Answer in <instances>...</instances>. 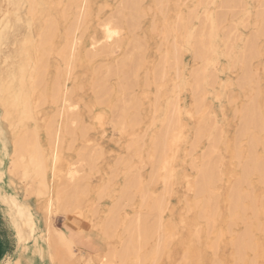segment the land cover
Wrapping results in <instances>:
<instances>
[{
    "label": "rangeland",
    "instance_id": "rangeland-1",
    "mask_svg": "<svg viewBox=\"0 0 264 264\" xmlns=\"http://www.w3.org/2000/svg\"><path fill=\"white\" fill-rule=\"evenodd\" d=\"M100 1H101V3H100ZM108 1H111V2H108ZM141 1L144 2V3H142V5L140 3L141 9L139 8V10H137V13H136V11H134L135 12L134 14H137V16H139L140 18H144L142 20L139 17H137V18H139L137 20V22L141 21V24L137 23L136 25L139 24L141 26L140 27L137 26L139 28H136V25L134 26L135 28H131L133 26L129 27L126 20L129 19V18H127V15L130 13H129V10H125L122 13L123 19H125V20H123L122 26H121L122 27L121 28V37L122 38H120L118 41V43L121 46L118 43H115L113 46H111L112 48L115 46L119 50L115 47H114V49H111V47L110 48L106 47V49L102 50V53L96 55L93 59L90 60V62L88 61L87 57L85 60V56L87 55L88 51L92 50V48H91L92 44H93L92 42H95V41L102 38V35H103L102 34V32H103L102 31L103 30L102 24L110 21L113 18L112 15L114 13L116 14V12L120 11L119 9H121V8H119L117 6H119V4H121V6H122V0H117V1L116 0H88V2L90 4L88 12H87L88 20L85 19V22H84L85 24L83 25V27L81 26L82 28L80 29V31H78L76 33V37L80 38V41L78 42V44L79 43L80 44L77 47V52L75 53V56L71 58L70 65L66 61H65V63H63L64 60L61 61V58L58 55L60 50H62V48L64 47V43H63L64 42V28L66 27L67 21H65V20L63 21V19H61L60 24L58 26L59 29L57 28L56 31H54V32H56L55 34L53 32L52 35H49L50 36L49 39L52 38V40L49 41V44L46 43V44L40 45L41 42L39 43V41H38L40 39L39 38L40 30H34L35 32L34 31L33 32H29V31H22L21 32L22 34L23 33L25 34V32H26V34H25V35H27L26 38H28V39L31 38V40H33V43H32L33 46H34V44H38V45H35V46H37L38 50L34 51L35 48L32 49L35 53L32 50L30 51L31 56L33 57L34 64L32 63V67L29 69V71L32 72L33 68H35V70L36 69L38 70L37 73L39 74V77L37 76L36 81L38 83L37 82L36 83L38 85L40 84L39 85L40 87H36L38 85H35L34 90H33L35 93L32 97V100H33L32 101V109H33L34 120H30V122H27L25 128H27L29 130L36 128L35 130L37 132L36 134H37L38 142H39L38 145L42 149H47L49 146V145H47V143L49 140L48 136H49L50 127L52 129H56L58 125H61V128H62L61 139H62V141H60L61 144L59 145V166L62 165L61 167L63 168V170L61 172H58L59 178L57 177V179H56L57 180L56 186L58 185L61 188L63 183L67 182V177H66L67 176L66 175L67 170H69V169L75 170V168H76V171L78 169L80 170V171L79 170L77 171L79 173V175H78V182L76 183V185L77 186L81 185L78 187V189L76 191H73L69 194L62 192L63 195L61 194V202L63 204H65L66 206H68L67 210H69V213H67V211H63L62 209H60V206L57 203H54L53 208H52V212H50L51 213L50 214L46 208L48 206V196H41V195L32 194V198H31L32 201L31 202H32V204H35L36 209H38L39 213L41 215H43L45 220L49 221L51 219L50 222L55 228H57L59 230V229H62L64 226H67L69 229H71L74 232L71 239L73 241V244L75 245V256L70 261V264H107L109 262H110L109 264H120V263H118L119 261H118L117 257L114 258V260H113V258L112 259L108 258L109 252L122 250L123 244H124L123 241L126 242L127 239L130 237L129 232L127 233L126 229L131 225L132 222H135L136 216L138 219L139 216L149 214L152 211L151 206H153V204H154L153 202H155L154 200L160 196H161L160 198L163 197V201L165 202L163 204V207H162V209H164V212H162V216H161L162 217V223H160L162 226H160V228H159L160 230L158 229V230L154 231V235L152 236V239H151L152 241L150 240L146 244L147 247H146V245H143L142 248L140 246V249H139L140 253L138 254V256L134 255V256H128L127 257L128 264L129 263H131V264H133V263L134 264H138V263H140V264L141 263L142 264H153V263L154 264H213V263L214 264L215 263L216 264H220V263L221 264H264V255H263V251H262L263 247H260L259 252L245 253V256L242 260L240 258H238L239 257L238 255H236L237 250L236 251L234 250V249H236L235 244H234V239L237 238V236H239L243 232L244 223H243V219L240 218L241 217V215H240L241 211L239 210V211H237V212L235 211L233 213L232 209H231V204L229 203L230 201H228V196L230 195V191H232V186L234 184H237V182H239V180L242 176V174H241L242 173V165H241L242 160L247 159L249 156V152H248V150H249L248 145L249 144L248 143H250L249 142L250 140H248V137H250V136L247 135V136H243V137L242 136L238 137L239 135L237 136L236 134H237V130H239V126H240L239 121H240V118L242 116L241 110L244 109L245 107L249 106L250 103H252V102H255L256 104H258L259 109L261 110V113H260L261 121H260L259 125L260 126L262 125V127H261V129L260 128L251 129V137L253 139L255 138V140H257V141H254V142H257V143H255V145H256V147H255L256 151L255 152L257 153L256 156L258 158H260L261 160L263 159V162H264V151H262V150H264V147H263L264 146V144H263V142H264V127H263L264 126V114H263V110H264V72H263L264 71V41H263L264 35L260 34V32H258L259 26L262 24L261 22H262V19L264 18V16H263L264 10L262 11V14H260L258 11L262 10L261 9V8H263L262 5H264V2H262V1H264V0H258V2H257V0H256V2H255V0H249V1L248 0H239L240 1V2L238 1L239 3H237V4L234 3L235 7H234V4H232L231 6L229 5L232 8L234 7L233 9H235L236 6L238 5V7L235 10H233L229 6L226 7L224 5L225 3H221V0H214V1L213 0H180V2L178 0H170L168 5L166 3L167 0H164V2H163L164 6L162 9H160L162 12L159 10V1L158 0L157 1H155V0H141ZM242 1H244V2H242ZM51 2L55 3L54 5L56 7L54 6V8H56V9L53 8V10L58 12L59 13L58 16H60V15H62V12L64 10L63 8H66V6H68V4L70 2H73V0H56V1L53 0ZM58 2L59 3L62 2V3L58 4L59 6L62 5L60 8L57 5ZM177 2H179V3H177ZM201 2H204V3H202V5L200 6ZM222 2H224V0ZM243 3H244V5H243ZM177 4H178V7H177ZM222 4L224 5V8H223ZM157 6H158V10H157ZM199 6H200V8H199ZM251 6H253V7H251ZM228 7L230 9V12L228 10H226V11L224 10L225 8H228ZM239 7H240V9H239ZM6 8H8V2H6V1L3 3L0 2V10L3 11V9H6ZM99 8H100V10H98ZM103 8H105V9L103 10ZM196 8H197V11L195 10ZM242 8H244V11L241 10ZM204 9H205V11H204ZM221 9L224 10V11H221L222 14L219 11ZM238 9L240 10L239 12L237 11ZM188 10H189V12H188ZM214 10H216L215 14H214ZM2 11H0V19H1ZM159 11L161 13H159ZM192 11L195 12V18H193L194 21L189 19L190 17H192L190 15V14H192ZM206 11L212 13V15L214 14L215 16L219 12L220 16L224 15L227 17V19H225V21H224V19H222L223 20L222 23L224 25L222 26V24H220L221 28L219 27L220 25L218 26V29L219 28L220 29L217 30V33L220 37L219 42L220 43L222 42L224 49H225V45H226L227 47L229 46L228 48H230L231 51L227 52L228 53L227 55H221V57L219 58V66H217V68H216V71H218L217 72L218 81H217L216 85L213 86L214 88L208 87V89L206 90V92H205L206 98L204 99V108L201 109V111L200 110L198 111L196 108L197 105H196V101H195V95H193L194 91L192 90L191 84L184 86L182 88L181 94H179V97H178L179 98L178 99L179 104L181 106V116H180V123L181 124H179L180 125L179 127L174 128V130H173L174 132H172L173 136H175V137L174 138L170 137L171 139L169 138L167 141V143L174 142V146H173V144H171V146H173V152H169L168 156H172V153L175 152L176 157H175V159L167 160V165H166L165 159L161 160L158 158L156 160V158H155L156 156L154 155L152 150H150L149 147L151 145L152 138L155 137L157 134H159V132H160L159 130L162 128V125L164 122V117H165L163 108H164L166 102L168 101L169 98L174 99L173 86H174V81L177 80V76H178V74L176 72H180L181 75H183V78L185 79V81L188 82V80H190V76H191L192 72L195 69L197 70L200 67L201 62L200 61L198 62L197 59L194 58V54L191 51L192 50L191 46H193V44L195 43V40L191 43L192 44L191 46L187 47L188 50L183 51V53H182L183 65L179 71L176 70L175 67L171 66L170 67L171 72L168 71L167 77L165 79L163 78L162 80L159 79V80H161V82L158 80L156 83H154L155 78H153L154 74H152V73L155 72L156 68H158V66H159L158 64H160L159 61H161L160 60L161 57H163L165 50H167L168 47L170 46V44L172 43L173 35L177 34V33H173L174 32L173 28H174V26H176L177 21H179V19H183L185 21L190 22V20H191V23H192L191 29L197 30V29L201 28L200 23H201L202 19L204 18V16L206 17V15H205ZM236 11H237V13H240V15L238 14V17H237ZM103 12H105V14ZM231 12H235V14L231 13ZM254 12L259 13V14L258 15L256 13L254 14ZM154 14L156 16H154ZM219 14L217 16H219ZM226 14H228V15H226ZM232 14H234L233 17L235 16L237 18L236 19H235V17L233 18ZM95 15L96 16L100 15V16L97 17V19H96ZM186 15H187V17H186ZM259 15L260 16L262 15L263 17H261V19H260L259 17H257ZM255 16H256V20H255ZM128 17H130V16H128ZM163 17H165V18H163ZM243 18H244L245 22L242 21ZM46 19H47V17H43L40 25L44 26V24H46V22H47ZM153 19H154V22H153ZM260 20H261V22H260ZM87 21H88V23H86ZM163 21H164V23H163ZM165 21H167L166 30H164L165 27H163V25L165 24ZM199 21H200V23H199ZM241 22H243L245 24H243ZM157 23H158V25H157ZM240 23L242 26L240 25ZM199 24H200V27H198ZM155 25H157V26H155ZM231 26H233V27H231ZM162 27H163V29H162ZM240 27H241V29H240ZM245 27H247V28H245ZM229 28H231V29L235 28L234 32H236V33L230 32V30H228ZM127 29H129V30H127ZM134 29L137 32L136 31L134 33L132 32L133 34L130 35L129 34L130 30L134 31ZM137 29L138 30L140 29V30L138 31ZM222 29H223V31H221ZM239 29H240V31H239ZM247 29H248V31H247ZM38 31H39V33H38ZM199 31H200V29H199ZM59 32H60V34H59ZM82 32H84V33H82ZM164 32L166 33V35ZM228 32H230V33H228ZM153 33H156V35H154ZM224 34H226L225 35L226 37L224 36ZM237 34L239 37L237 36ZM255 34L257 36L256 39L258 40V41L256 40V42H258V43L255 42L256 47L254 46L253 50L254 49H256V50L252 51L251 54L245 53V55H244L243 45H245V43L247 42V39L249 40V38L252 37L251 35H255ZM133 35H134V37L136 36L135 39H134V37L133 38L131 37ZM169 35H170V37H167ZM200 35H201V33L199 32V34H197V36H198L197 39L200 37ZM233 35L235 36V38ZM195 36H196V33H195ZM223 36L225 39L223 38ZM14 37H19V36H18V34H16V35H14ZM226 38L228 40H226ZM131 39L134 41H132ZM137 39L139 40V42L137 41ZM165 39L167 42L165 41ZM91 40H92V42H89ZM135 40L138 42L139 45L137 44V42H135ZM236 40H238V41H236ZM143 41H144L143 44L144 45L146 44V46H144L142 44ZM127 42H129V44H127ZM224 42H225V44H223ZM230 43H231V45H228ZM234 43H236V44H234ZM9 45H11V44H9ZM42 45H45L47 47L44 46L45 47L44 48ZM48 45H49V47H48ZM50 46H52V47H50ZM139 46H141V47L143 46L145 48L142 49ZM120 47L122 48L121 50H120ZM130 47L132 48V51L134 52V54H133V52L129 53V50L131 51ZM47 48H51L48 51L49 53H47ZM158 48H159V51H158ZM8 49L10 50L11 46H9V47L0 46V50H1L0 54H1L2 50H3L2 53L5 52L4 54H1L2 57H0V64H1L0 65L1 66L0 67V74H1V72H3V70H5V67H4L5 65H6V68L9 67V65H11L12 60L9 61V59H7V57H6L11 53ZM109 49H110V53H109ZM125 49H126V53H124ZM144 49L146 50V55H145ZM116 50H118V51H116ZM136 50H137V52H136ZM127 51L129 54L127 53ZM255 51H257L258 53L257 52L253 53ZM39 52L40 53L42 52L41 54H43V52H45L44 57H43V61H41V62L39 61V57H38L39 55H37V53H39ZM51 52H52V54H51ZM85 52H86V54H84ZM141 52L143 54H141ZM158 52L160 55L158 54ZM230 52H232V53H230ZM108 54L109 55L113 54V56L110 55L111 57H109ZM124 54H127V55L125 56ZM104 55H106V56H104ZM122 55L125 58H128V57L130 58V57H133L134 55L135 56H139V55L142 56V62L143 63L141 62L142 65L140 64L134 70V73L128 72L127 66H126V68L123 69V72L127 71L128 74H130V75H128L129 81L128 80L127 81H128V84L131 85L129 88V90L131 89V91H129L125 87L127 82H124L122 85H120V80H122V78H123L122 74L119 73L120 75L117 74L118 76L117 75L113 76V75L109 74V72H108V69L110 68V66H114V65L116 66V63H115L116 60L119 61L121 58L123 59ZM158 55H159V58H158ZM240 55H242V56H240ZM246 55H247L246 63H247V60H249L248 65L250 63V66L247 65V68L249 67V69H250V70L248 69V72L252 71L251 72L252 75L250 73H248V75H251V78L249 76H247L244 79L243 78V76H244L243 71H245V66H246V65H244ZM143 56L145 58H143ZM252 56H254L255 59ZM5 57L7 59V64L6 63L3 64V60ZM242 57H243V60H241ZM82 59H84V60H82ZM240 60H241V63L239 64ZM35 61H36V63H35ZM46 61H47V63H46ZM118 61H117V63H118ZM38 62L40 64L39 65L40 68L37 67ZM89 63H90V65H89ZM41 64H43L45 69L43 68V66ZM45 64L48 66H46ZM99 65H101V66H99ZM64 66L67 68H65ZM89 67H91V68H89ZM97 67L98 68L100 67L101 73H103V74L106 71V73L104 75H102V79L104 81V84L107 86V88L108 87L111 88L110 90L108 89L104 93V96L102 97L103 98L102 105L96 104V99L93 96L94 95V90H93V88H94L93 84L94 83L93 82H94V79L98 78V75H96L94 73V71L98 69ZM141 67H142V69H141ZM235 67H236V69H235ZM138 68L141 71H139ZM43 69H44V71H43ZM100 69H98V70H100ZM233 69H234V71H233ZM240 69H242V70H240ZM71 70H72V72H71ZM119 72H122V69H120ZM242 72H243V75H242ZM138 73H139V75H138ZM94 74L96 75L97 78L95 77ZM175 74H177V76ZM106 75H107V77H106ZM145 75L146 76L148 75L147 77H150V81H151V87H150V89H147V90H143L142 87L138 86L141 83V81L145 80L144 77L147 78ZM60 76H62V77H60ZM100 76H101V74H100ZM67 77H69V81L67 82V86H68L69 90L71 91V95H72L69 97V99L67 98V100H69V102H70V105H71L72 110H73L72 114L74 115L73 117H75V118H73V120H74L73 122L70 121L67 117H64V116L60 117L59 116V112L63 106L64 100H60L59 102L55 101L56 102L55 103L54 100L52 99V94H53L52 88H54V84L57 83L56 81L60 80L59 82L65 83V81L67 80L66 79ZM117 77H119V78H117ZM137 77H139V79ZM75 78H76V80H75ZM1 79L2 78H0V81H1ZM108 79H110L109 80L110 82H108ZM241 79H242V81H241ZM257 79H258V82H257ZM248 80H250L251 82ZM254 81H256L257 84ZM248 82H250V84ZM240 84H241V86L243 85L244 87L241 88ZM245 84H246V86H245ZM133 86H134V88L136 87L137 89H134ZM156 87H158V88H156ZM36 88L38 91L36 90ZM71 88L73 91L71 90ZM120 88H122V89L120 90ZM124 88H125V92H127V90H128L129 95H128V92L127 93L124 92ZM212 88H213V90H212ZM258 88H259V90H258ZM44 89H46L45 92H44ZM76 89H77V91H76ZM132 89L135 91H132ZM117 90L118 91L120 90V91L118 92ZM138 90H139V92H138ZM41 91L44 92L45 94L42 93ZM36 93H38V94L36 95ZM230 93H233V94L231 95ZM247 93H249L250 96ZM255 93L258 95H256ZM131 94H133L134 97L130 96ZM168 94H169V96H168ZM35 95L38 97H35ZM228 95H230L232 97V99ZM41 97L43 98V100H41L42 99ZM36 98L38 100H36ZM121 98L122 99L126 98V100L124 99L125 101H123ZM140 98H142V99H140ZM201 98H204V97L201 95ZM239 98H240V100H239ZM105 99H106V101H104ZM119 100H120V102H119ZM137 100H139L141 102V107H140V110L138 109V111L135 110L134 107H132L133 105L131 104L133 101H137ZM159 100H160V102H159ZM121 101H122V103H121ZM156 101H158L159 103ZM211 101H212V103H211ZM105 102H106V104H105ZM115 102H116V104H115ZM119 103H121V104L119 105ZM123 103H125V105H123ZM156 103H158L157 107H156V105H157ZM118 105H119V108H118ZM235 105H236V107H235ZM36 106H37V108H36ZM125 106H126V108L128 106H131V107H128V109H126ZM75 107H76V110L74 109ZM86 109H87V111H86ZM229 109H231V110H229ZM93 110H96V111H93ZM105 110H107V111H105ZM134 110H135V113H134ZM108 111H109V114H108ZM116 111H119L118 114H115ZM234 111H236V112L234 113ZM113 112H115V113H113ZM139 112H140V114H139ZM221 113H223V114H221ZM53 114H57V115L55 116ZM132 114H133V117H131ZM134 114L138 115V116H135ZM129 116L131 117V119ZM51 117H52V119H51ZM122 117H124V118L122 119ZM134 117H137V120L134 119ZM233 117H234V119H233ZM54 118H57V119L55 120ZM138 118H140V120H138ZM124 119H125V121H124ZM132 119L136 120L137 122L133 121V124H131ZM49 120H51L50 124H49ZM233 120H235V121H233ZM129 121H130V123H129ZM77 122H78V124H77ZM216 122H217V124H216ZM52 123L54 124L53 126L51 125ZM72 123L73 124L76 123V124L73 125ZM121 123H122V125H121ZM210 123H211V125H209ZM214 123L216 124V126ZM136 124L138 126H135ZM132 125H134V126H132ZM82 126L85 128L81 129ZM87 126H88V128H87ZM122 126L123 127L125 126V127L121 128ZM199 126H205V127L208 126V130H210L212 132H215L216 130L211 129V126L214 128L216 127V129H218V127H219L218 130L221 129L220 131L222 132L221 133L220 131H218L216 134L217 136H219L221 138L218 139L219 145L218 144H217L218 146L216 145V149L214 151V154H212L213 155L212 158H214V157L216 158V155L219 156L216 158V160H218V164H219L218 169L220 171L218 170L219 173H218V180L216 181L217 184L215 182L214 187H213V194L210 197L212 200L211 208L209 206L204 219H200L198 217V214H197V211H198L197 210V203H198V201H200L199 200L200 196L195 195L196 192L194 189V184L196 182L195 179H197V175H198L197 174L198 172H196L197 166H199V164L202 160L203 153H206V151H205L206 147H207V149L209 148L208 144H210V140H209V137L206 136L203 138V141H202V139L199 141L200 144L196 147V149L192 148V142H194V140H195L194 138H196L194 133H195V130ZM47 127H49V128H47ZM127 127H130V128H127ZM145 127H146V129H145ZM89 129H91V130L89 131ZM121 130H123V131H121ZM65 131H66V133H65ZM79 131H81V132H79ZM148 131H150V133ZM232 131H234V132H232ZM258 131H259V134H258ZM235 132H236V134H235ZM70 133H71V135H70ZM119 133H121L122 135ZM221 134L223 136H220ZM46 136H47V138H46ZM121 136H123V138ZM237 137L239 138V140L242 138L243 139L238 141V139H236ZM251 137L249 139H251ZM29 139L32 142L35 141L32 138H29ZM30 140H28V143L30 142ZM131 140L133 141V143L131 142ZM236 140H237V142H239L238 147L236 145L237 144ZM32 142L30 143V148L34 147V145H36V143H37V142H34V144H33ZM118 143H120V144H118ZM225 143H226V146H223V145H225ZM116 144H118V145H116ZM132 144H133V146H132ZM70 145L73 147H71ZM135 145H137L138 147ZM95 146H96V149H93V148H95ZM142 146H143V148H142ZM69 147H71L72 150ZM135 149H137V151ZM189 149L193 150V151H190ZM88 150H89V152H88ZM138 150H139V152H138ZM98 151H100V152H98ZM77 152H79L80 154H77ZM95 152H97V154ZM236 152H237L238 158H236ZM189 153L191 155L188 156ZM239 153L241 155H239ZM201 155H202V157H201ZM239 156H241V157H239ZM118 159H120L121 162H119ZM135 159H136V161H135ZM84 160H85L86 164H85ZM116 160H118L119 163ZM139 160H140V162H138ZM155 160L158 162V165H159V166H156V169H155L156 170V180H154V181L156 182L157 180H159L156 183L154 181H151V179L149 178L151 176H148L149 173H152V169L154 168V165L157 164V162ZM239 160H240V162H239ZM124 161H125V163H124ZM154 161H155V163H154ZM91 162H92L93 166H91ZM115 162H117L118 165L117 164L115 165ZM159 162H160V164H159ZM88 163H89V165H88ZM71 164H75V165H71ZM80 164L82 166V169H80L81 168ZM190 164H192V165H190ZM70 165H71V168H70ZM188 166L189 167L192 166L193 169L189 168ZM190 169L192 170V173H191ZM112 170L114 171V174H112V176H111L110 173H113ZM97 171L100 173H98ZM166 172H167V174H166ZM1 173H2L1 176H4V171H1ZM60 173H61V175H60ZM137 173H138V175H137ZM95 174H97V176H95ZM150 175H152V174H150ZM137 176L139 179L137 178ZM170 176H172V177L170 178ZM64 178H65V180H64ZM135 178H137L136 181L137 182L139 181V182L137 183L134 181L136 185L133 186L134 188H133V191L131 194V196L132 195L133 196L132 197L130 196L131 199H129L130 197L128 198L126 196H125V199H122L124 197L121 196V194H122L121 189H123V187L126 185L128 180L135 179ZM166 179H167V184H164V183H166ZM22 180H24V181H22ZM59 180H61V181L59 182ZM162 180H164V181H162ZM168 180H170V183ZM259 180H261L260 176H258L257 174L252 175L250 177V182L252 185L247 184V186H246L245 184L239 183L240 185L239 184H237V186L234 185L233 189L235 187H237V188L239 187V190L241 189V191H243V192H245V191L250 192L253 189L254 190L253 191L254 192L253 197H255L257 199V204H258L259 208L261 210H263L264 209V183L263 182L260 183ZM16 181H17V183L19 181L20 184L23 185V187H28L29 184L31 183L30 180L22 179V176L20 174H19V177L17 175ZM149 181L151 183H149ZM80 182H82V183H80ZM123 183H125V184H123ZM168 183H169V185H168ZM137 186H138V188H137ZM135 187L137 189H135ZM142 187H144V189H145V187H147L149 189L146 188L147 190L145 189V191L143 192L144 189ZM247 187H248V189H247ZM79 188H82V191L80 190L81 194H79L80 193ZM85 189H87V190H85ZM119 190H121V191H119ZM163 190H165V191H163ZM84 192H85V194H84ZM142 194L145 196H143ZM70 195H73V198ZM5 196L6 197H4L3 200L5 203H8L9 198L13 195L10 194L9 192H7L5 194ZM43 197H45V198H43ZM74 197L76 200L74 199ZM205 197L208 198V195H206ZM128 199L130 201H128ZM145 199H146V201L143 202V204H142V201H144ZM215 199L217 200L218 203L216 202ZM81 201H83V202L81 203ZM184 201H186L187 204ZM118 202H119V205L120 204L121 205H120L119 210H118L119 214H118V219L116 220V226L113 225L111 227H108V229H106L108 231V233H106L107 236L106 235L103 236L102 230L104 228V223L106 222V220L109 219V215H110L109 210H110V208L113 207V205L115 203L117 204ZM261 202H262V206H261ZM216 204H217V206H216ZM132 205H133V208H132ZM70 207H72V208L69 209ZM186 207H188V208H186ZM213 207L215 210L213 209ZM8 210H9V208L0 199V264H13V261L16 259L17 255L19 253L20 244H21V241L19 240L18 233H17V225L15 223L16 220L14 218L15 213L13 211L8 212ZM58 210H59V212H58ZM216 210L218 211L217 213L215 212ZM60 212H62V213H60ZM71 212H73L72 213L73 215L71 214ZM211 212H212V214H211ZM229 212H231L232 215ZM236 213H238L237 216H236ZM66 214H68V215L66 216ZM81 214H82V216H81ZM168 214H169V216H168ZM50 215H53V216L49 217ZM93 215H94V217H93ZM32 216H33V218L35 217L34 214ZM84 216H86V217H84ZM248 216H249V214H246V218H248ZM143 217H145V216H143ZM237 217H239V218H237ZM10 218L13 221H11ZM84 218H86V220ZM103 220H104V222H103ZM151 220L153 221V219H151ZM199 220H204V221H199ZM152 221H151V224L154 225V222H152ZM260 221L264 222V215H262V214L260 216ZM102 223H103V225H101ZM99 227H101V228H99ZM211 227H212V229H211ZM161 228H163V229H161ZM227 228H231V229H227ZM199 230H200V232H199ZM122 231H124V232H122ZM121 233H122V236H121ZM125 233H127V234H125ZM109 234H111L112 236H110ZM218 234L221 237L218 236V240H216ZM99 235L101 237L103 236V238H102L103 241L101 240V237L99 238ZM162 235L164 236L165 239H163V237H160ZM136 236L137 235L134 234V238H136V240H138V238ZM196 236H198V238ZM172 237H173V239H172ZM208 237H210V238L208 239ZM256 237L258 238V240L261 241V244L264 245V240H263L264 234H260V233L256 232ZM108 238H109V240H108ZM159 238H161L160 240L161 241L163 240V241L159 242L160 241L159 240L158 244H157V240ZM196 238H197V241H196ZM168 239L170 242H168ZM214 241H215V243H214ZM160 243H163V244H160ZM170 243H171V246H169ZM215 244H216V246H215ZM217 244H219V245H217ZM212 245H214L215 247L214 246L212 247ZM160 246H161V248L163 247L162 248L163 250H161ZM152 249H154V250H152ZM158 250L162 254L159 253V255H157ZM215 250L218 251V252H216V254H215ZM150 251L151 252L153 251V252L149 253ZM6 255H8L9 257L3 260L4 256H6ZM151 255H152V257H151ZM36 257L38 259V262L42 263V261L40 260V257H38V256H36ZM141 257L143 260H141ZM228 257H230V258H228ZM101 258H102V261H101ZM103 258L108 259L109 262L108 261L104 262ZM139 260H141V261L139 262ZM252 260H254L253 263H252ZM215 261H217V262H215ZM219 261H220V263H219Z\"/></svg>",
    "mask_w": 264,
    "mask_h": 264
},
{
    "label": "bare ground",
    "instance_id": "bare-ground-1",
    "mask_svg": "<svg viewBox=\"0 0 264 264\" xmlns=\"http://www.w3.org/2000/svg\"><path fill=\"white\" fill-rule=\"evenodd\" d=\"M8 2V8L6 9H3L0 10L2 11V14H1V19H0V46H5V47H9L11 46V49L9 50L11 53L6 56L7 59L12 60L11 61V65H9V67L6 68V65L4 66L5 67V70H3V72H1L0 74V78L1 81H0V199L1 201L4 202V197L5 194L7 192H9L10 194H12L13 196V199H9V202H11L12 204L16 203V204H20L18 200L16 199H20L24 204H26L25 206H28L32 213L35 215V218H37L35 220V218L33 219V217L27 213V222L25 225H23L21 219L19 220L18 216L16 217V222L20 223L21 226H23V230H24V235H25V238L24 240L21 242L20 244V250H19V253L16 257V259L13 261V264H70V261L73 259V257L75 256V245L73 244V241H72V235L74 234V232L69 229L67 226H64L62 229H57L55 228L52 224H51V219L48 221V220H45L43 215H41L38 211V209H36V206L35 204H32V194H35V195H41V196H48V206L46 207L48 212H52V208H53V205L54 203H57L59 206H60V209H62L63 211H67V213H69V210L68 209V206H66L65 204H63L61 202V194L62 192H65L66 194H69L73 191H76L78 189L79 186L76 185V183L78 182V175L79 173L76 171V168L75 170L73 169H69L67 170V182H64L62 187L60 188V186H56V182H57V177H58V172H61L63 170V168L61 167L62 165L59 166V145L61 144L60 141H62L61 139V135H62V128H61V125H58L56 129H52L50 127V130H49V140H48V143L47 145L48 148L47 149H42L38 144V137H37V132H36V128L32 129V130H29L26 127V123L27 122H30V120H34V115H33V109H32V97L33 95L35 94L34 93V87L35 85H38L37 83V76L39 77V74L37 73L38 70L35 68H33L32 72L29 71V69L32 67V63L34 64L33 62V57L31 56L30 54V51L32 49L35 50H38L37 46L35 45H38V44H34L33 46V40L28 39L26 38L27 35L26 32L25 34L21 33L22 31H29V32H33L34 30H40V33H39V43L40 45L41 44H46L48 43L49 44V41L52 40L49 39L50 36L49 35H52L54 31H56V29L58 28L59 24H60V21L61 19H63V21H67V24H66V27L64 28V47L62 48V50H60V52L58 53L59 57L61 58V61L64 60L63 63L68 62L69 65L71 63V58L75 56V53L77 52V47L79 46L78 42L80 41V38L76 37V33L78 31H80V29L83 27V25L85 24V19L88 20V15H87V12H88V9H89V2L88 0H73V2H70L68 4V6H66V8H63V12H62V15L58 16V12L54 11L53 8H54V2H51L53 0H0V2ZM56 1V0H55ZM117 1V0H116ZM141 0H122V6L121 4H119V9L120 11L116 12V14L113 16L112 15V19L110 21H108L107 23H104L102 24V38L95 41V42H92L89 41V42H92V50L88 51L87 52V55L85 56V60H86V57L88 59V61L90 62L91 59H93L96 55L102 53V50L106 49L107 48H110L111 46H113L115 43H118L119 39L122 38L121 37V26H122V22L123 20V16H122V13L125 11V10H129V13L127 15V24L129 27L131 28H135L134 26L137 24V23H140L141 24V21L140 22H137V20L140 18L139 16H137V14H134L136 11L137 13V10H139V8L141 9L140 7V3L142 5V3H144L143 1ZM157 1V0H155ZM159 1V10L163 8L164 6V0H158ZM170 0H167V5L169 3ZM180 2V0H178ZM214 1V0H213ZM223 0H221V3H225L224 5L227 7V6H231L232 4L234 3H239L240 1L239 0H224V2H222ZM239 1V2H238ZM249 1V0H248ZM63 2V1H62ZM60 2V3H62ZM108 2H111V1H108ZM177 2V3H179ZM212 2V1H211ZM210 2V3H211ZM218 2V1H217ZM244 2V1H242ZM241 2V3H242ZM256 2V0H255ZM258 2V0H257ZM264 2V1H262ZM261 2V3H262ZM59 2L57 3L60 4ZM101 3V1H100ZM113 3V2H112ZM202 3L204 2H201L200 3V6L202 5ZM207 3V2H206ZM214 3V2H213ZM6 4V3H5ZM156 4V3H155ZM181 4V3H180ZM209 4V3H208ZM258 4V3H257ZM166 5V6H167ZM199 5V4H198ZM210 5V4H209ZM220 5V4H219ZM223 5V4H222ZM221 5V6H222ZM224 5H223V8H224ZM244 5V3H243ZM59 6V5H58ZM62 5L59 6V8L61 7ZM65 6V5H64ZM184 6V5H183ZM199 6V8H200ZM229 6V7H230ZM263 8H264V5H262ZM56 7V6H55ZM116 7V6H115ZM177 7H178V4H177ZM220 7V6H219ZM218 7V8H219ZM228 8H225L224 10H228L230 12V9ZM234 7H235V4H234ZM233 7V8H234ZM238 7V5L236 6V8ZM241 7V6H240ZM239 7V9H240ZM253 7V6H251ZM102 8V7H101ZM148 8V7H147ZM168 8V7H167ZM195 8V7H194ZM198 8V7H197ZM197 8L195 9L197 11ZM217 8V9H218ZM221 8V7H220ZM232 8V7H230ZM232 8V9H233ZM235 8V9H236ZM261 8V7H260ZM259 8V9H260ZM263 8H261L262 10L261 11H258L260 14H262V11L264 10ZM56 9V8H54ZM105 8H103L104 10ZM117 9V8H116ZM166 9V8H165ZM206 9V8H205ZM204 9V11H205ZM233 9V10H235ZM237 10L238 12L240 10ZM100 10V8L98 9ZM97 10V11H98ZM115 10V9H114ZM148 10V9H147ZM157 10H158V6H157ZM167 10V9H166ZM177 10V9H176ZM192 10V9H191ZM224 10H219L220 12L221 11H224ZM242 11H244V8L241 9ZM161 11V10H160ZM159 11V13H161ZM179 11V10H178ZM187 11V10H186ZM185 11V12H186ZM209 11V10H208ZM215 11L214 10V14H215ZM232 11V10H231ZM236 11V14H237V17H238V14L240 15V13H237ZM241 11V12H242ZM250 11V10H249ZM256 11V10H255ZM144 12V11H143ZM151 12V11H150ZM189 12V10H188ZM187 12V13H188ZM218 12V11H217ZM228 12V13H229ZM264 12V11H263ZM105 14V12H103ZM231 13H234L235 12H231ZM256 12H254L255 14ZM259 13H256L257 15ZM126 14V13H125ZM186 14V13H185ZM198 14V13H197ZM205 14V13H204ZM212 15V13L210 12H207L206 11V17L204 16V18L202 19L201 23L199 21V23L201 24V28L200 31L199 29H191L192 28V23H191V20L194 21L193 18H195V12L192 11V14H190L192 17H190L189 19L190 22L188 21H185L183 19H179V21H177L176 23V26H174L173 28V33H177V34H174L173 37H172V43L170 44V46L168 47L167 50H165V53L163 54V57H161V61L160 64H158V68H156L155 72H153L152 74H154L153 78L154 79V83H156L159 79H165L167 77V73L168 71H170V67H175L176 70H180L182 65H183V56H182V53L184 50H188L187 47L191 46L192 42L195 40V43L193 44V46H191V51L193 52L194 54V58L197 59V61L201 62L200 64V67L196 70H194L190 76V80H188V82L185 81V79L183 78V75H181L180 72H176L178 74H175L177 76V80L174 81V86H173V92H174V99L172 98H169L168 101L166 102L165 106H164V122H163V125H162V128L159 130V134H157L155 137L152 138V141H151V145H150V150H152V152L154 153V155L156 156V160L159 158L161 160L165 159V163L167 165V160L169 159H175L176 157V153H172V156H168V153L169 152H173V146H174V142H169L167 143L168 139L171 137H175L173 136L172 132H174V128H177L179 127L181 124L180 123V116H181V106L179 104V94H181V91H182V88L184 86H187L189 84H191V87H192V90L194 91L193 95H195V101H196V108L197 110L201 111V109L204 108V99L206 98V90L208 89V87H213L216 85L217 81H218V75H217V72L216 71V68L217 66H219V58L221 57V55H227L230 50V48H228L226 45H225V49H224V46L222 45V42L220 43L219 42V35L217 33V30H219L221 28V25L222 26L224 25L222 22L224 19H227L226 16L222 15L220 16L219 12L215 15ZM219 14V16H217ZM222 14V12H221ZM232 14V17L233 15ZM102 15V14H101ZM135 15V16H134ZM161 15V14H160ZM166 15V14H165ZM189 15V16H190ZM228 15V14H226ZM96 16V15H95ZM100 16V15H99ZM99 16H96V19L97 17ZM110 16V15H109ZM130 16V17H128ZM154 16H156L154 14ZM264 16V15H263ZM262 15L260 16H257L261 19V17H263ZM43 17H47L46 19V24H44V26L40 25L41 23V20ZM87 17V18H86ZM139 17V18H137ZM142 17V16H141ZM166 17V16H165ZM163 17V18H165ZM187 17V15H186ZM201 17V16H200ZM225 17V18H224ZM235 17V16H234ZM233 17V18H234ZM235 17V19L237 18ZM137 18V19H136ZM179 18V17H178ZM177 18V19H178ZM231 18V17H230ZM258 18V19H259ZM140 19H144V18H140ZM232 19V18H231ZM250 19V18H249ZM248 19V20H249ZM242 20V19H241ZM255 20H256V16H255ZM239 21V20H238ZM243 22L244 21V18L242 20ZM153 22H154V19H153ZM152 22V23H153ZM237 22V21H236ZM235 22V23H236ZM241 22V23H243ZM258 22V21H257ZM261 22V20H260ZM88 23V21L86 22ZM102 23V22H101ZM164 23V21H163ZM240 23V25H241ZM262 23V24H261ZM260 26H259V29H258V32H260V34H263L264 35V18L262 19V22H261ZM200 24L198 27H200ZM218 24V25H217ZM237 24V23H236ZM245 24V23H243ZM91 25V24H90ZM154 25V24H153ZM152 25V26H153ZM158 25V23H157ZM155 25V26H157ZM160 25V24H159ZM220 25V26H219ZM82 26V27H81ZM137 26H141V25H136V28H139ZM218 26L220 27L218 29ZM242 26V25H241ZM249 26V25H248ZM258 26V25H257ZM127 27V26H126ZM161 27V26H160ZM163 27H165L164 30H166L167 28V21H165V24L163 25ZM162 27V29H163ZM233 27V26H231ZM86 28V27H85ZM169 28V27H168ZM243 28V27H242ZM247 28V27H245ZM59 29V28H58ZM202 29V30H201ZM235 28L231 29L229 28L228 30H230V32H234ZM241 29V27H240ZM239 29V31H240ZM129 30V29H127ZM138 30V29H137ZM140 30V29H139ZM138 30V31H139ZM151 30V29H150ZM246 30V29H245ZM13 31V32H12ZM136 30L134 29V31L130 30V35L133 34ZM196 33V36H195V33ZM223 31V29L221 30ZM248 31V29H247ZM35 32V31H34ZM129 32V31H128ZM133 32V33H132ZM137 32V31H136ZM199 32L201 33L200 37L197 39V34H199ZM228 32V33H230ZM243 32V31H242ZM56 32H54L55 34ZM84 33V32H82ZM157 33V32H156ZM156 33H153L154 35H156ZM162 33V32H161ZM165 33V32H164ZM168 33V32H167ZM236 33V32H234ZM244 33V32H243ZM18 34L19 37H14V35ZM58 34V33H57ZM60 34V32H59ZM128 34V35H129ZM233 34V33H232ZM231 34V35H232ZM245 34V33H244ZM30 35V34H29ZM80 35V34H79ZM78 35V36H79ZM166 35V33H165ZM226 34H224L225 36ZM82 36V35H81ZM223 36V38H224ZM234 36V35H233ZM238 36V34H237ZM252 36V37H251ZM249 38V40L247 39V42L245 43V45H243L244 47V55L245 53H250L256 49L253 50L254 46H255V42H256V34L255 35H251ZM32 37V36H31ZM38 37V36H37ZM80 37V36H79ZM95 37V36H94ZM126 37V36H125ZM132 38L134 37L131 36ZM136 37V36H135ZM134 37V39H135ZM146 37V36H145ZM155 37V36H154ZM166 37V36H165ZM167 37H170L167 36ZM166 37V38H167ZM226 37V36H225ZM229 37V36H228ZM239 37V36H238ZM158 38V37H157ZM222 38V37H221ZM235 38V36H234ZM263 38V37H262ZM82 39V38H81ZM130 39V38H129ZM144 39V38H143ZM168 39V38H167ZM225 39V38H224ZM233 39V38H232ZM54 40V39H53ZM56 40V39H55ZM132 40V39H131ZM226 40H228L226 38ZM234 40V39H233ZM59 41V40H58ZM134 41V40H132ZM137 41L139 42V40L137 39ZM135 40V42H137ZM166 41V39H165ZM164 41V42H165ZM224 41V40H223ZM238 41V40H236ZM258 41V40H257ZM264 41V40H263ZM57 42V41H56ZM137 42V44H138ZM167 42V41H166ZM234 42V41H233ZM38 43V42H37ZM51 43V42H50ZM132 43V42H131ZM144 43V41L142 42V44ZM258 43V42H256ZM11 44V45H9ZM119 44V43H118ZM127 44H129V42H127ZM161 44V43H160ZM225 44V42L223 43ZM236 44V43H234ZM51 45V44H50ZM120 45V44H119ZM131 45V44H130ZM139 45V44H138ZM144 45V44H143ZM228 45H231L228 44ZM43 47L45 45H42ZM109 46V47H108ZM117 46V45H116ZM121 46V45H120ZM127 46V45H126ZM146 46V44L144 45ZM167 46V45H166ZM258 46V45H257ZM262 46V45H261ZM47 47V46H45ZM44 47V48H45ZM49 47V45H48ZM52 47V46H50ZM115 47V46H114ZM114 47L111 49H114ZM129 47V46H128ZM138 47V46H137ZM141 47V46H139ZM162 47V46H161ZM231 47V46H230ZM241 47V46H240ZM256 47V46H255ZM41 48V47H40ZM39 48V49H40ZM117 48V47H115ZM127 48V47H126ZM131 48V47H130ZM136 48V47H135ZM142 49L145 48V47H141ZM147 48V47H146ZM49 49L51 48H47V53H49ZM118 49V48H117ZM122 48L120 47V50ZM129 49V48H128ZM138 49V48H137ZM232 49V48H231ZM7 50V49H6ZM43 50V49H42ZM119 50V49H118ZM116 50V51H118ZM145 50V49H144ZM1 51V50H0ZM33 51V50H32ZM33 51V52H34ZM40 51V50H39ZM149 51V50H148ZM158 51H159V48H158ZM3 52V50H2ZM1 54H4L2 53ZM130 52H133L132 51V48H131V51L129 50V53ZM137 52V50H136ZM257 51L253 52V53H256ZM35 53V52H34ZM42 53V52H41ZM40 52L37 53V55H39V61H43V57H44V53L41 54ZM109 53H110V49H109ZM126 53V49H125V52ZM128 53V51H127ZM128 53V54H129ZM186 53V52H185ZM232 53V52H230ZM258 53V52H257ZM0 54V57H2ZM52 54V52H51ZM50 54V55H51ZM86 54V52L84 53ZM105 54V53H104ZM134 54V52H133ZM132 54V55H133ZM137 54V53H136ZM141 54H143L141 52ZM159 54V52H158ZM35 55V54H34ZM55 55V54H54ZM111 55V54H110ZM108 54L109 57L113 56V54L110 56ZM125 56L127 54H124ZM145 55H146V50H145ZM144 55V56H145ZM160 55V54H159ZM159 55H158V58H159ZM103 56V55H102ZM106 56V55H104ZM123 56V55H122ZM131 56V55H130ZM143 56V58H145ZM192 56V55H191ZM229 56V55H228ZM242 56V55H240ZM6 57L4 58L3 60V64L6 63L7 64V59ZM226 57V56H225ZM246 57L247 55L245 56V71L244 72V76L243 78L245 79L247 76H249L251 78V72H248V69L249 67L247 68V65H248V61L247 60V63H246ZM250 57V56H249ZM248 57V58H249ZM254 58V56H252ZM256 57V56H255ZM252 58V59H253ZM119 59V58H118ZM255 59V58H254ZM253 59V60H254ZM84 60V59H82ZM108 60V59H107ZM193 60V59H192ZM241 60H243V57L241 58ZM241 60L239 62V64L241 63ZM49 61V60H48ZM60 61V60H59ZM118 60L115 61L116 63V66H110V68L108 69V72L109 74L111 75H117V74H122L123 75V78L122 80H120V85H122L124 82H127L126 83V88L129 90L130 88V84H128V72H131V73H134V70L141 64L142 62V56H133V57H128V58H125L123 56V59L121 58L118 63H117ZM195 61V60H194ZM83 62V61H82ZM251 62V61H250ZM36 63V61H35ZM47 63V61H46ZM76 63V62H75ZM102 63V62H101ZM143 63V62H142ZM235 63V62H234ZM9 64V63H8ZM39 67V62L37 63ZM1 65V64H0ZM43 66V64H41ZM46 65V64H45ZM90 65V63H89ZM142 65V64H141ZM48 66V65H46ZM101 66V65H99ZM127 66V69H128V72L127 71H124L123 72V69L126 68ZM157 66V65H156ZM236 66V65H235ZM250 66V63L249 65ZM1 67V66H0ZM59 67V66H58ZM65 67V66H64ZM237 67V66H236ZM235 67V69H236ZM40 68V67H39ZM44 68V66H43ZM67 68V67H65ZM91 68V67H89ZM98 68V67H97ZM96 68V69H97ZM140 68V67H139ZM138 68V69H139ZM241 68V67H240ZM42 69V68H41ZM45 69V68H44ZM43 69V71H44ZM60 69V68H59ZM72 69V68H71ZM75 69V68H74ZM95 69V68H94ZM100 69V67L98 68ZM95 70L94 73L96 75H98V78L97 79H94V84H93V90H94V97L96 99V104L98 105H102V100H103V96H104V93L109 89L111 88H107V86L104 84V81L102 79V75H104L106 73L103 74L101 73V69L100 70ZM103 69V68H102ZM120 69H122V72H119ZM142 69V67H141ZM173 69V68H172ZM47 70V69H46ZM145 70V69H144ZM175 70V71H176ZM191 70V69H190ZM219 70V69H218ZM242 70V69H240ZM250 70V69H249ZM61 71V70H60ZM139 71H141L139 69ZM146 71V70H145ZM154 71V70H153ZM230 71V70H229ZM234 71V69H233ZM72 72V70H71ZM104 72V71H103ZM107 72V73H108ZM243 72H242V75H243ZM264 72V71H263ZM148 73V72H147ZM248 73H250L251 75H248ZM101 74V76H100ZM108 74V75H109ZM119 74V75H120ZM146 74V73H145ZM45 75V74H44ZM57 75V74H56ZM139 75V73H138ZM36 76V77H35ZM100 76V77H99ZM118 76V75H117ZM146 76V75H145ZM148 76V75H147ZM146 76V77H147ZM62 77V76H60ZM85 77V76H84ZM107 77V75H106ZM254 77V76H253ZM44 78V77H43ZM113 78V77H112ZM119 78V77H117ZM130 78V77H129ZM139 79V77H137ZM45 79V78H44ZM56 79V78H55ZM67 79V80H66ZM65 80V83H62V82H59V81H56L54 84V88H52L53 90V94H52V99L54 100V102H59L60 100H64V103H63V106L62 108L60 109V112H59V116L62 117H67L70 121H74L73 117L74 115L72 114L73 113V110H72V107L70 105V102L69 100H67V98L69 99L71 95V91L69 90L68 86H67V82L69 81V77H67ZM135 79V78H134ZM145 80L141 81V83L138 85L139 87H142L143 90H147V89H150L151 87V81H150V77H147L145 78ZM176 79V78H175ZM248 79V78H247ZM254 79V78H253ZM76 80V78H75ZM105 80V79H104ZM110 79H108V82ZM128 80V81H127ZM161 80H159L161 82ZM168 80V79H167ZM40 81V80H39ZM71 81V80H70ZM107 81V80H106ZM105 81V82H106ZM242 81V79H241ZM250 81V80H248ZM263 81V80H262ZM37 82V83H36ZM42 82V81H41ZM137 82V81H136ZM169 82V81H168ZM251 82V81H250ZM250 82H248L250 84ZM256 83V81H254ZM257 82H258V79H257ZM70 83V82H69ZM103 83V84H102ZM108 84V83H107ZM116 84V83H115ZM162 84V83H161ZM257 84V83H256ZM40 85V84H39ZM36 86V87H40V86ZM163 85V84H162ZM164 86V85H163ZM238 86V85H237ZM241 86V84H240ZM246 86V84H245ZM249 86V85H248ZM47 87V86H46ZM244 87L243 85L241 86V88ZM254 87V86H253ZM113 88V87H112ZM134 88V86H133ZM158 88V87H156ZM214 88V87H213ZM212 88V90H213ZM233 88V87H232ZM250 88V87H249ZM248 88V89H249ZM80 89V88H79ZM82 89V88H81ZM122 88H120L121 90ZM126 89V90H127ZM134 89H137L136 87ZM236 89V88H235ZM256 89V88H255ZM37 90V88H36ZM46 89H44V92H45ZM72 90V88H71ZM119 90V91H120ZM127 90V92H128ZM259 90V88H258ZM38 91V90H37ZM43 91V90H42ZM41 91V92H42ZM73 91V90H72ZM77 91V89H76ZM80 91V90H79ZM87 91V90H86ZM118 91V90H117ZM118 91V92H119ZM131 91V89L129 90ZM132 91H135L132 89ZM252 91V90H251ZM42 92V93H44ZM111 92V91H110ZM124 92H125V88H124ZM125 92V93H127ZM139 92V90H138ZM159 92V91H158ZM192 92V91H191ZM190 92V93H191ZM213 92V91H212ZM253 92V91H252ZM258 92V91H257ZM156 93V92H155ZM160 93V92H159ZM38 93H36L37 95ZM45 94V93H44ZM93 94V93H92ZM124 94V93H123ZM136 94V93H135ZM134 94V95H135ZM157 94V93H156ZM155 94V95H156ZM231 95L233 93H230ZM249 94V93H247ZM256 94V93H255ZM35 97H38L36 96ZM108 95V94H107ZM110 95V94H109ZM113 95V94H112ZM127 95V94H126ZM128 95H129V92H128ZM160 95V94H159ZM158 95V96H159ZM201 95L204 97V98H201ZM258 95V94H256ZM45 96V95H44ZM119 96V95H118ZM130 96H133V94H131ZM169 96V94H168ZM230 96V95H228ZM250 96V94H249ZM260 96V95H259ZM34 97V98H35ZM125 97V96H124ZM127 97V96H126ZM134 97V96H133ZM211 97V96H210ZM231 97V96H230ZM42 98V97H41ZM40 98V99H41ZM72 98V97H71ZM107 98V97H106ZM110 98V97H109ZM185 98V97H184ZM39 99V100H40ZM122 99V98H121ZM126 100V98H124ZM124 99H122L123 101H125ZM142 99V98H140ZM155 99V98H154ZM157 99V98H156ZM160 99V98H159ZM232 99V97H231ZM247 99V98H246ZM36 100H38L36 98ZM43 100V98L41 99ZM108 100V99H107ZM212 100V99H211ZM240 100V98H239ZM244 100V99H243ZM256 100V99H255ZM254 100V101H255ZM76 101V100H75ZM106 101V99L104 100ZM129 101V100H128ZM132 101V100H131ZM155 101V100H154ZM166 101V100H165ZM194 101V100H193ZM206 101V100H205ZM42 102V101H41ZM55 102V103H56ZM120 102V100H119ZM158 102V101H156ZM160 102V100H159ZM158 102V103H159ZM228 102V101H227ZM226 102V103H227ZM230 102V101H229ZM38 103V102H37ZM44 103V102H43ZM54 103V104H55ZM118 103V102H117ZM122 103V101H121ZM119 103V105L121 104ZM155 103V102H154ZM158 103H156V107L158 106ZM195 103V102H194ZM212 103V101H211ZM40 104V103H39ZM47 104V103H46ZM59 104V103H58ZM72 104V103H71ZM106 104V102H105ZM116 104V102H115ZM129 104V103H128ZM134 107L135 110L138 111V109L140 110V107H141V102L139 100L137 101H133L131 103ZM228 104V103H227ZM237 104V103H236ZM43 105V104H42ZM119 105H118V108H119ZM123 105H125V103H123ZM195 105V104H194ZM56 106V105H55ZM58 106V105H57ZM76 106V105H75ZM44 107V106H43ZM100 107V106H99ZM103 107V106H102ZM123 107V106H122ZM128 107H131V106H128ZM128 107L125 108L128 109ZM195 107V106H194ZM224 107V106H223ZM236 107V105H235ZM37 108V106H36ZM39 108V107H38ZM42 108V107H41ZM113 108V107H112ZM220 108V107H219ZM40 109V108H39ZM76 110V107L74 108ZM94 109V108H93ZM101 109V108H100ZM107 109V108H106ZM117 109V108H116ZM157 109V108H156ZM221 109V108H220ZM38 110V109H37ZM121 110V109H120ZM135 110H134V113H135ZM150 110V109H149ZM155 110V109H154ZM231 110V109H229ZM41 111V110H40ZM87 111V109H86ZM93 111H96V110H93ZM98 111V110H97ZM107 111V110H105ZM114 111V110H113ZM131 111V110H130ZM136 111V112H137ZM156 111V110H155ZM242 111V116L240 118V126H239V130H237V134L235 132V134L238 136V137H243V136H247L249 135L251 137V129H256V128H260L262 127V125L260 126V121H261V118H260V113H261V110L259 109V106L258 104H256L255 102H252L250 103L249 106L245 107L244 109L241 110ZM79 112V111H78ZM112 112V111H111ZM119 111H116L113 112L115 114H118ZM221 112V111H220ZM236 111H234L235 113ZM36 113V112H35ZM75 113V112H74ZM144 113V112H143ZM157 113V112H156ZM209 113V112H208ZM108 114H109V111H108ZM114 114V115H115ZM140 114V112H139ZM223 114V113H221ZM263 114H264V110H263ZM36 115V114H35ZM53 115H57V114H53ZM135 115V114H134ZM209 115V114H208ZM39 116V115H38ZM82 116V115H81ZM128 116V115H127ZM135 116H138V115H135ZM141 116V115H140ZM191 116V115H190ZM223 116V115H222ZM229 116V115H228ZM237 116V115H236ZM130 117V116H129ZM133 117V114L132 116ZM130 117V119H131ZM142 117V116H141ZM235 117V116H234ZM233 117V119H234ZM78 118V117H77ZM76 118V119H77ZM113 118V117H112ZM124 117H122L123 119ZM52 119V117H51ZM55 120L57 118H54ZM81 119V118H80ZM134 119L137 120V117H134ZM132 119V122L131 124H133V121H136ZM207 119V118H206ZM54 120V121H55ZM112 120V119H111ZM121 120V119H120ZM138 120H140V118H138ZM50 121L49 120V124H50ZM115 121V120H114ZM125 121V119H124ZM142 121V120H141ZM140 121V122H141ZM205 121V120H204ZM235 121V120H233ZM61 122V121H60ZM90 122V121H89ZM137 122V121H136ZM191 122V121H190ZM210 122V121H209ZM208 122V123H209ZM213 122V121H212ZM215 122V121H214ZM55 123V122H54ZM70 123V122H69ZM123 123V122H122ZM121 123V125H122ZM130 123V121H129ZM60 124V123H59ZM67 124V123H66ZM73 124V123H72ZM76 123H74L73 125H75ZM78 124V122H77ZM215 124V123H214ZM217 124V122H216ZM215 124V126H216ZM239 124V123H238ZM52 126L54 125L53 123L51 124ZM117 125V124H116ZM211 125V123L209 124ZM78 126V125H77ZM127 126V125H126ZM131 126V125H130ZM134 126V125H132ZM135 126H138L137 124ZM151 126V125H150ZM192 126V125H191ZM213 126V125H212ZM211 126V129H215L216 133L215 132H212L210 130H208V126L205 127V126H199L196 130H195V136L196 138H194V142H192V148L196 149V147L200 144L199 141L202 139L203 141V138L208 136L209 137V140H210V144H208V149L206 147V153H203V157H202V160L199 164V166H197V171L198 172L197 174V179H195V184H194V189H195V192L196 194L195 195H198L200 196V201H198L197 203V214H198V217L200 219H204L205 216H206V212L210 206L211 208V195L213 194V187H214V184L215 182L218 180V173H219V164H218V160H216L217 156L216 155V158H212V154H214V151L216 149V145L218 144V139H220L221 137L217 136V132L220 131L218 129H216V127H212ZM72 127V126H71ZM125 127V126H124ZM123 126L121 128H124ZM153 127V126H152ZM255 127V128H254ZM264 127V126H263ZM25 128V129H24ZM49 128V127H47ZM73 128V127H72ZM82 128H85V127H81ZM88 128V126H87ZM95 128V127H94ZM120 128V129H121ZM127 128H130V127H127ZM160 128V127H159ZM236 128V127H235ZM126 129V128H125ZM146 129V127H145ZM48 130V129H47ZM88 130V129H87ZM91 129H89L90 131ZM127 130V129H126ZM135 130V129H134ZM181 130V129H180ZM19 131V132H18ZM70 131V130H69ZM123 131V130H121ZM125 131V130H124ZM210 131V132H209ZM257 131V130H256ZM73 132V131H72ZM81 132V131H79ZM113 132V131H112ZM120 132V131H119ZM150 133V131H148ZM177 132V131H176ZM221 132V131H220ZM234 132V131H232ZM255 132V131H254ZM46 133V132H45ZM66 133V131H65ZM124 133V132H123ZM222 133V132H221ZM253 133V132H252ZM263 133V132H262ZM113 134V133H112ZM121 134V133H119ZM148 134V133H147ZM180 134V133H179ZM258 134H259V131H258ZM46 135V134H45ZM71 135V133H70ZM81 135V134H80ZM122 135V134H121ZM175 135V134H174ZM124 136V135H123ZM123 136H121L123 138ZM151 136V135H150ZM220 136H223L222 134ZM82 137V136H81ZM117 137V136H116ZM120 137V136H119ZM152 137V136H151ZM236 138L238 139V141L242 140L239 138ZM250 137H248V140H250L248 143V147H249V156L247 159H244L242 160V176L239 180V182H237V184H245L247 186V184H251L250 182V177L252 175H255L257 174L258 176H260L261 180L260 183H264V162H263V159L261 160L260 158H258L256 155L257 153L255 152L256 149V145L255 143L257 142H254V141H257L255 140V138L253 139L251 137V139H249ZM29 138H32L34 139L35 141L34 142H37L36 145H34V147L30 148V143L32 142ZM47 138V136H46ZM142 138V137H141ZM170 138V139H171ZM245 138V137H244ZM82 139V138H81ZM117 139V138H116ZM151 139V138H150ZM260 139V138H259ZM28 140H30V142L28 143ZM136 140V139H135ZM138 140V139H137ZM141 140V139H140ZM208 140V139H207ZM206 140V141H207ZM229 140V139H228ZM120 141V140H119ZM177 141V140H176ZM34 142H32L34 144ZM131 142L133 143V141L131 140ZM150 142V141H149ZM148 142V143H149ZM237 142V140H236ZM136 143V142H135ZM141 143V142H140ZM74 144V143H73ZM95 144V143H94ZM120 144V143H118ZM116 144V145H118ZM171 144H173V146H171ZM238 144L239 142H237V147H238ZM264 144V142H263ZM96 145V144H95ZM138 145V144H137ZM135 145V146H137ZM210 145V146H209ZM219 145V144H218ZM217 145V146H218ZM223 145V144H222ZM71 146V145H70ZM93 146V145H92ZM97 146V145H96ZM96 146L95 148L93 149H96ZM131 146V145H130ZM129 146V147H130ZM133 146V144H132ZM144 146V145H143ZM142 146V148H143ZM223 146H226V143L225 145ZM73 147V146H71ZM71 147H69L71 149ZM138 147V146H137ZM136 147V148H137ZM264 147V146H263ZM133 148V147H132ZM141 148V149H142ZM222 148V147H221ZM68 149V148H67ZM99 149V148H98ZM127 149V148H126ZM226 149V148H225ZM224 149V150H225ZM239 149V148H238ZM69 150V149H68ZM72 150V149H71ZM74 150V149H73ZM101 150V149H100ZM119 150V149H118ZM137 151V149H135ZM190 150V149H189ZM208 150V151H207ZM241 150V149H240ZM239 150V151H240ZM190 151H193V150H190ZM195 151V150H194ZM264 151V150H262ZM72 152V151H71ZM86 152V151H85ZM89 152V150H88ZM100 152V151H98ZM120 152V151H119ZM139 152V150H138ZM137 152V153H138ZM238 152V151H237ZM237 152H236V158H238L237 156ZM241 152V151H240ZM259 152V151H258ZM70 153V152H69ZM97 154V152H95ZM77 154H80L79 152H77ZM95 154V155H96ZM201 154V153H200ZM220 154V153H219ZM133 155V154H132ZM143 155V154H142ZM191 155L190 153L188 154V156ZM221 155V154H220ZM239 155H241L239 153ZM84 156V155H83ZM134 156V155H133ZM148 156V155H147ZM215 156V155H214ZM100 157V156H99ZM221 157V156H220ZM241 157V156H239ZM62 158V157H61ZM95 158V157H94ZM78 159V158H77ZM97 159V158H96ZM80 160V159H79ZM83 160V159H82ZM119 162H121L120 159H118ZM118 160H116L118 162ZM142 160V159H141ZM155 160V161H156ZM81 161V160H80ZM136 161V159H135ZM154 161V163H155ZM220 161V160H219ZM85 162V160H84ZM115 162V165L118 163ZM140 162V160L138 161ZM157 162V161H156ZM240 162V160H239ZM77 163V162H76ZM81 163V162H80ZM125 163V161H124ZM123 163V164H124ZM149 163V162H148ZM147 163V164H148ZM164 163V164H165ZM83 164V163H82ZM86 164V162H85ZM131 164V163H130ZM160 164V162H159ZM193 164V163H192ZM190 164V165H192ZM71 165H75V164H71ZM71 165H70V168H71ZM84 165V164H83ZM89 165V163H88ZM126 165V164H125ZM124 165V166H125ZM144 165V164H143ZM142 165V166H143ZM162 165V164H161ZM81 166V164H80ZM79 166V167H80ZM86 166V165H85ZM84 166V167H85ZM91 166L92 165V162H91ZM123 166V165H122ZM156 166H159L158 165V162L156 165H154V168L152 169V173H149L148 176H151L149 177L151 179V181H154L156 180ZM240 166V165H239ZM238 166V167H239ZM74 167V166H73ZM83 167V168H84ZM87 167V166H86ZM89 167V166H88ZM162 167V166H161ZM181 167V166H180ZM189 167V166H188ZM237 167V168H238ZM69 168V167H68ZM115 168V167H114ZM182 168V167H181ZM189 168H192L189 167ZM240 168V167H239ZM238 168V169H239ZM67 169V168H66ZM82 169V166L81 168ZM118 169V168H117ZM121 169V168H120ZM124 169V168H123ZM165 169V168H164ZM193 169V168H192ZM92 170V169H91ZM145 170V169H144ZM191 170V169H190ZM219 170V171H218ZM232 170V169H231ZM1 171H4V176H1ZM65 171V170H64ZM80 171V170H79ZM90 171V170H89ZM113 171V170H112ZM111 171V172H112ZM164 171V170H163ZM92 172V171H91ZM98 172V171H97ZM222 172V171H221ZM100 173V172H98ZM118 173V172H117ZM191 173H192V170H191ZM19 174L22 176V179H25V180H30L31 183L29 184L28 187H23V185L20 184V182L16 181V177L18 175L19 177ZM82 174V173H81ZM112 174H114V171L113 173H110V175L112 176ZM152 174V175H150ZM167 174V172H166ZM165 174V175H166ZM61 175V173H60ZM138 175V173H137ZM173 175V174H172ZM229 175V174H228ZM87 176V175H86ZM95 176H97V174H95ZM110 176V177H111ZM115 176V175H114ZM159 176V175H158ZM65 177V178H66ZM85 177V176H84ZM169 177V176H168ZM172 176H170L171 178ZM223 177V176H222ZM230 177V176H229ZM59 178V177H58ZM64 178V180H65ZM86 178V177H85ZM138 178V176H137ZM131 179V180H128L126 185L123 187L122 190V194L121 196L124 197L122 199H125V196L126 197H130L131 194H132V191H133V186L136 185L135 182L136 179ZM141 178V177H140ZM166 178V177H165ZM20 179V178H19ZM63 179V178H62ZM84 179V178H83ZM90 179V178H89ZM110 179V178H109ZM118 179V178H117ZM139 179V178H138ZM149 179V180H150ZM223 179V178H222ZM18 180V179H17ZM114 180V179H113ZM112 180V181H113ZM24 181V180H22ZM61 180H59L60 182ZM135 181V182H134ZM159 181V180H157ZM156 181V182H157ZM164 181V180H162ZM169 183H170V180H168ZM114 182V181H113ZM120 182V181H119ZM139 182V181H138ZM137 182V183H138ZM142 182V181H141ZM155 182V181H154ZM153 182V183H154ZM155 182V183H156ZM221 182V181H220ZM228 182V181H227ZM247 182V183H246ZM62 183V182H61ZM82 183V182H80ZM107 183V182H106ZM123 183V184H125ZM149 183H151L149 181ZM148 183V184H149ZM152 183V184H153ZM159 183V182H158ZM168 183V185H169ZM236 183V182H235ZM147 184V185H148ZM164 184H167V179H166V183ZM217 184V182H216ZM237 184H234L235 186H237ZM239 184V185H240ZM60 185V184H59ZM146 185V186H147ZM233 185V186H234ZM252 185V184H251ZM150 186V185H149ZM233 186H232V191H230V195L228 196V201H230L229 203L231 204V209H232V212L234 213L235 211H241L240 212V215H241V219H243V223H244V230L243 232L237 236V238L234 239V244H235V247L236 249H234L236 251V255H238L241 260L244 258L245 256V253H248V252H252V253H256V252H259V249L260 247H263V255H264V245L261 244V241L258 240V238L256 237V232L260 233V234H264V222H261L260 221V216L261 214L264 215V209L261 210L257 204V199L255 197H253V194H254V190L252 189L250 192L249 191H241V189L239 190V187H235L233 189ZM244 186V185H243ZM249 187V186H248ZM247 187V189H248ZM138 188V186H137ZM135 187V189H137ZM144 189V187H142ZM147 187H145L146 189ZM250 188V187H249ZM145 189L143 190V192L145 191ZM149 189V188H147ZM146 189V190H147ZM217 189V188H216ZM215 189V190H216ZM82 191V188H79V191ZM87 190V189H85ZM119 190V191H121ZM81 191L79 194H81ZM165 191V190H163ZM136 192V191H135ZM232 192V193H231ZM121 193V192H120ZM149 193V192H148ZM170 193V192H169ZM168 193V194H169ZM85 194V192H84ZM147 194V193H146ZM167 194V195H168ZM63 195V194H62ZM77 195V194H76ZM143 195V194H142ZM150 195V194H149ZM148 195V196H149ZM160 195V194H159ZM208 195V198H206L205 196ZM72 196L73 198V195H70ZM133 196V195H132ZM131 196V197H132ZM145 196V195H143ZM197 196V197H198ZM66 197V196H65ZM131 197L129 199H131ZM161 197V196H160ZM156 198L153 202V206H151L152 208V211L149 213V214H146V215H143V216H139L138 219H137V214L135 215L136 216V220L135 222H132L131 225L126 229L127 230V233L129 232V235L130 237L127 239L126 242L123 241V248L122 250L120 251H110L109 254H108V258H118V263L120 264H128V260H127V257L128 256H134V255H137L140 253L139 249H140V246L141 248L143 247V245H146L151 239H152V236L154 235V231L155 230H158L160 228V226H162L160 223H162V212H164V209H162L163 207V204L165 203L163 201V197L162 198ZM169 197V196H168ZM196 197V198H197ZM16 198V199H14ZM45 198V197H43ZM68 198V197H67ZM77 198V197H76ZM142 198V197H141ZM149 198V197H148ZM39 199V198H38ZM75 199V197H74ZM121 199V200H122ZM128 199V201H130ZM133 199V198H132ZM170 199V198H169ZM214 199V198H213ZM76 200V199H75ZM83 200V199H82ZM88 200V199H87ZM99 200V199H98ZM109 200V199H108ZM119 200V199H118ZM216 200V199H215ZM44 201V200H43ZM120 201V200H119ZM124 201V200H123ZM134 201V200H133ZM146 199L144 201H142V204L143 202H145ZM262 201V200H261ZM66 202V201H65ZM83 201H81L82 203ZM186 203V201H184ZM215 202V201H214ZM217 202V200H216ZM218 203V202H217ZM75 204V203H74ZM187 204V203H186ZM69 205V204H68ZM121 205V204H120ZM119 202L116 204L113 205L112 208H110V215H109V219L106 220V222L104 223V228L102 230V235L105 236L106 233H108V231L106 229H108V227H111V226H116V220L118 219V214H119ZM213 205V204H212ZM219 205V204H218ZM21 208L23 209V205L21 204L20 205ZM80 206V205H79ZM196 206V205H195ZM217 206V204H216ZM261 206H262V202H261ZM111 207V206H110ZM141 207V206H140ZM165 207V206H164ZM215 207V206H214ZM213 207V209H214ZM55 208V207H54ZM58 208V207H57ZM72 207H70L69 209H71ZM132 208H133V205H132ZM188 208V207H186ZM59 209V210H60ZM218 209V208H217ZM230 209V208H229ZM230 209V210H231ZM45 210V209H44ZM58 210V212H59ZM77 210V209H76ZM215 210V209H214ZM82 211V210H81ZM137 211V210H136ZM45 212V211H44ZM76 212V211H75ZM118 212V213H117ZM216 213L218 212L217 210L215 211ZM62 213V212H60ZM73 212H71L72 214ZM83 213V212H82ZM188 213V212H187ZM231 213V212H229ZM48 214V213H47ZM51 214V213H50ZM65 214V213H64ZM75 214V213H74ZM212 214V212H211ZM238 213H236V216H237ZM246 214H249L248 218H246ZM18 215V214H17ZM45 215V214H44ZM68 214H66L67 216ZM73 215V214H72ZM96 215V214H95ZM108 215V214H107ZM232 215V213H231ZM230 215V216H231ZM239 215V216H240ZM53 215H50L49 217H51ZM82 216V214H81ZM134 216V215H133ZM132 216V217H133ZM169 216V214H168ZM86 217V216H84ZM94 217V215H93ZM106 217V216H105ZM166 217V216H165ZM171 217V216H170ZM186 217V216H185ZM220 217V216H219ZM77 218V217H76ZM212 218V217H211ZM233 218V217H232ZM239 218V217H237ZM86 220V218H84ZM131 219V218H130ZM153 219V221L151 220ZM133 220V219H132ZM207 220V219H206ZM130 221V220H129ZM151 221L154 222V225L151 224ZM161 221V222H160ZM199 221H204V220H199ZM104 222V220H103ZM55 223V222H54ZM128 223V222H127ZM129 224V223H128ZM211 224V223H210ZM224 224V223H223ZM231 224V223H230ZM56 225V224H55ZM103 225V223L101 224ZM233 225V224H232ZM118 226V225H117ZM212 226V225H211ZM230 227V226H229ZM101 228V227H99ZM117 228V227H116ZM164 228V227H163ZM161 228V229H163ZM95 229V228H94ZM125 229V228H124ZM212 229V227H211ZM227 229H231V228H227ZM125 230V231H126ZM160 230V229H159ZM101 231V230H100ZM124 232V231H122ZM180 232V231H179ZM200 232V230H199ZM125 233V234H127ZM163 233V232H162ZM230 233V232H229ZM112 234V233H111ZM111 234H109L110 236H112ZM124 234V233H123ZM134 234H136L138 240H136V238H134ZM156 234V233H155ZM221 234V233H220ZM231 235V234H230ZM237 235V234H236ZM103 236L101 237L99 235V238L101 237V240L103 241ZM107 236V235H106ZM121 236H122V233H121ZM218 236L219 234L217 235V239L218 240ZM115 237V236H114ZM160 237H163L164 236H160ZM198 238V236H196ZM221 237V236H219ZM110 238V237H109ZM108 238V240H109ZM169 238V237H168ZM197 238H196V241H197ZM210 237H208L209 239ZM161 238H159L157 240V244H158V241L160 240ZM173 239V237H172ZM185 239V238H184ZM111 240V239H110ZM154 240V239H153ZM215 240V241H216ZM264 240V238H263ZM152 241V240H151ZM163 241V240H162ZM161 240L159 242H162ZM189 241V240H188ZM199 241V240H198ZM214 241V243H215ZM226 241V240H225ZM77 242V241H76ZM168 242L169 239H168ZM200 242V241H199ZM217 242V241H216ZM232 242V241H231ZM190 243V242H189ZM212 243V242H211ZM213 243V244H214ZM218 243V242H217ZM160 244H163V243H160ZM199 245V244H198ZM219 245V244H217ZM171 246V243L170 245ZM214 245H212L213 247ZM216 246V244H215ZM214 246V247H215ZM147 247V245H146ZM145 247V248H146ZM159 247V246H158ZM167 247V246H166ZM161 248V246H160ZM163 248V247H162ZM161 248V250H163ZM154 250V249H152ZM160 250V249H159ZM158 250V254L161 253L160 251ZM218 250V249H217ZM156 251V250H155ZM153 252V251H152ZM151 251L149 253H152ZM163 252V251H162ZM216 251L215 250V254H216ZM162 254V253H161ZM261 254V253H260ZM213 255V254H212ZM40 257V260L42 261V263H39L38 262V259L37 257ZM185 256V255H184ZM215 256V255H214ZM217 256V255H216ZM107 257V256H106ZM152 257V255H151ZM163 257V256H162ZM187 257V256H186ZM185 257V258H186ZM155 258V257H154ZM167 258V257H166ZM230 258V257H228ZM236 258V257H235ZM257 258V257H256ZM141 260L142 257H141ZM139 260V262L141 261ZM148 260V259H147ZM156 260V259H155ZM239 260V259H238ZM101 261H102V258H101ZM103 261H108V259H104L103 258ZM111 261V260H110ZM157 261V260H156ZM254 260H252V263H253ZM144 262V261H143ZM217 262V261H215ZM250 262V261H249ZM110 263V262H109ZM107 263V264H109ZM156 263V262H155ZM220 263V261H219ZM257 263V262H256ZM131 264V263H129ZM134 264V263H133ZM140 264V263H138ZM142 264V263H141ZM154 264V263H153ZM214 264V263H213ZM216 264V263H215ZM221 264V263H220Z\"/></svg>",
    "mask_w": 264,
    "mask_h": 264
},
{
    "label": "crops",
    "instance_id": "crops-1",
    "mask_svg": "<svg viewBox=\"0 0 264 264\" xmlns=\"http://www.w3.org/2000/svg\"><path fill=\"white\" fill-rule=\"evenodd\" d=\"M9 199H13V197L11 196ZM14 199H16V198H14ZM16 200L19 201V203H20L19 205L16 204V203L12 204L11 202H8V203L3 202V203L9 208L8 212L13 211V212L15 213V216H14L15 220H16V217L18 216L19 220L21 219L23 225H25L26 222H27V213L30 214L31 216H32L33 214H32V212H31L30 208H29L28 206H25L26 204H24V203H23L21 200H19V199H16ZM21 204H22L23 207H24L23 209H22L21 206H20ZM17 214H18V215H17ZM32 217H33V216H32ZM34 218H35V217H34ZM34 218H33V219H34ZM10 219H11V218H10ZM35 220H36V218H35ZM11 221H13V220L11 219ZM15 223H16V225H17V233H18L19 240L22 242V241L24 240V238H25L24 230H23V226H21V224H20L19 222L17 223V222L15 221ZM8 257H9L8 255L4 256L3 260L6 259V258H8Z\"/></svg>",
    "mask_w": 264,
    "mask_h": 264
}]
</instances>
